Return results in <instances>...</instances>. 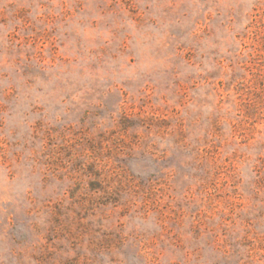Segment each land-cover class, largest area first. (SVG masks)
I'll return each mask as SVG.
<instances>
[{
  "label": "rangeland",
  "instance_id": "1",
  "mask_svg": "<svg viewBox=\"0 0 264 264\" xmlns=\"http://www.w3.org/2000/svg\"><path fill=\"white\" fill-rule=\"evenodd\" d=\"M0 264H264V0H0Z\"/></svg>",
  "mask_w": 264,
  "mask_h": 264
}]
</instances>
